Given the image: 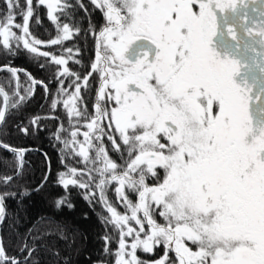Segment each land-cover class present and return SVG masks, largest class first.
Masks as SVG:
<instances>
[{"label":"snow or ice","instance_id":"6c2138e0","mask_svg":"<svg viewBox=\"0 0 264 264\" xmlns=\"http://www.w3.org/2000/svg\"><path fill=\"white\" fill-rule=\"evenodd\" d=\"M90 3L104 23L97 31L89 19L95 57L83 76L68 67L70 61L80 63L78 49L56 55L39 47L62 46L79 34V27L61 22L72 7L68 0H38L36 6H45L56 25V37L47 42L30 32L33 0H4L0 48L15 54L22 47L58 66L61 87L51 108L63 105L71 129L61 125L55 133L66 169L56 183L65 192L83 190L90 205H100V222L111 226L103 237L109 259L97 264H264V0ZM79 6L90 17L82 2ZM17 15L23 23L16 22ZM0 71L16 81L11 95L0 86V124L10 109L34 96L37 85L50 92L31 73L25 71L24 86L22 70L5 65ZM93 74L98 85L89 114L82 89L89 88ZM39 122L40 117L30 121L37 127ZM105 137L120 163L110 156ZM0 148L13 154L20 175L27 150L3 142ZM70 156L83 167L68 163ZM13 195L0 194V221L5 197ZM65 204L73 207L67 197L55 200L58 208ZM161 246L163 255L155 260L138 255H154ZM27 251L31 256L33 250ZM0 264H20L2 240Z\"/></svg>","mask_w":264,"mask_h":264},{"label":"trees","instance_id":"16d2710c","mask_svg":"<svg viewBox=\"0 0 264 264\" xmlns=\"http://www.w3.org/2000/svg\"><path fill=\"white\" fill-rule=\"evenodd\" d=\"M81 2L91 13L90 17L79 6ZM20 3L23 4L24 0H20ZM37 3V0H33L35 13L41 14L40 21L30 22V32L43 35L48 32L49 27L50 32H53L54 24L46 19L44 12L40 11L41 6H36ZM68 3L72 7L66 10L67 15L61 17V22L74 24L80 28L79 34L65 42L66 48H73L74 52L79 50V55L75 56V59L80 63L70 61L68 67L83 76L90 70L93 55V35L89 29V19L97 31L104 23V19L101 12L94 9L90 0H68ZM6 11L4 0H0V16ZM7 55L8 52L0 48V66L6 63V59H11ZM7 64L12 67L10 61ZM0 75L10 88L8 84L11 80L10 73L0 71ZM93 77L94 74L90 78L89 88L86 91L82 89L89 114L92 112L96 85ZM37 107V104L21 105L18 109H10L5 121L0 125V142L27 150L24 154L22 173L16 175L15 157L6 149L0 148V177L14 176L8 185L0 182V194L15 193L13 196L5 197L6 212L0 227V240L7 254L16 257L20 264H97L101 257L107 260L109 257L103 254L105 243L103 237L106 231L105 225L100 222V205H90L83 198L80 189L70 187L65 192L50 180L53 168L57 166L58 155L53 153L49 154V157L45 146L48 144V134H55L52 131L55 128V121L53 119L41 121L39 124H45L44 128L34 133H31V130L27 134L20 131L21 127H28L27 121ZM82 123L81 121V125ZM65 128L71 129L67 115ZM104 143L108 147L109 141L106 138ZM76 161L77 157L70 156L67 159L73 166ZM46 175L48 179L45 182ZM60 197H67L73 207L69 208L67 204L56 207L55 200ZM22 248L24 251H21ZM28 249L33 250L31 256H28ZM25 257L28 259L25 260Z\"/></svg>","mask_w":264,"mask_h":264},{"label":"flooded vegetation","instance_id":"af4514ba","mask_svg":"<svg viewBox=\"0 0 264 264\" xmlns=\"http://www.w3.org/2000/svg\"><path fill=\"white\" fill-rule=\"evenodd\" d=\"M37 2H38V0H37ZM40 6H41L42 10H40V9L39 10L44 12V15H45L46 19H48L47 8L45 6H43V5H40ZM40 15L41 14L35 13V11H34L33 17L30 18L29 26H30V22L31 21L39 22L40 21ZM48 21L50 23L52 22L49 19H48ZM16 22L17 23H23L22 17L17 15V21ZM54 26L52 25V31L53 32H50L51 27H49L47 29L48 32L44 33L43 35H35L33 33L32 34L36 38L47 42V41L55 38L56 35H57L56 25L54 24ZM65 42L63 43L62 46L61 45H53V46H39V47H40L41 51H48L50 53H54L56 55H60L63 52V49L66 48L65 47V45H66ZM7 56H9L11 59L10 60L6 59V63L1 65V66L8 65L7 62L10 61L12 63V67L13 68H16L18 70H22V71L19 72V79H20L21 85L26 86L27 83H29L27 81V77L25 76V71H26L27 73H31V75L34 78H36L37 80L44 81L48 85V88L50 90L49 94L46 95V93L44 91V88L42 86H40V85H37L35 87L34 96H32L31 99L27 100L23 104V105H27V106H33L35 104L38 105L36 111L31 113V115L29 117V121H27L28 122V129L31 130V133L32 132L34 133L36 130L37 131L42 130L44 128V125H45V124H39L38 127L32 125L30 123V121L34 117H40V122L44 121V120L53 119L55 121V124H54L55 128L52 131L55 132V133H56V129L58 127H60L61 125L65 128L66 127V112H65V109L63 108V105L60 104L55 111H53L52 108H51L52 99H53V97L59 98L57 90H58L59 87H61L58 84V82H57V80L55 78L58 66H56L54 64H50L46 58L39 57L36 54L29 53L27 50H24L22 47L20 48V50L16 51L15 54L8 53ZM94 57H95V41H94V38H93L92 61H93ZM41 65H43V67H41ZM93 78H95V80H96L95 81L96 85H95V89H94V95H93L92 103H94L95 92H96V88H97V85H98V77L94 74ZM65 83L67 84V81ZM8 84L10 85V88L8 87L7 84H5L4 78L0 75V86L4 87L6 90H8L9 91L8 93L11 95L13 93V91L15 90L16 81L11 77V80L8 81ZM21 94H23V90L22 89H21ZM0 106H2V98H1ZM91 111L93 112V104H92V107H91ZM105 123H107V122H105ZM82 125H83V123H82ZM56 126H57V128H56ZM85 130L86 129L82 126L81 127V132H83ZM62 135H66V134L62 133ZM47 138H48V144L45 146V151L48 153V155L49 154H53V153L55 155L56 154L58 155L57 166H55L53 168V173H52L51 178H50L51 182L57 184L56 181H57L58 172L66 171V169L64 168V165L61 163V158L63 156L62 149L64 148V146H63V144H60L56 140L55 134L51 135V133H49ZM79 138L81 140L83 139L82 136L79 137ZM107 148L108 149L110 148L109 149V153H111L110 156H112V158L116 159L117 162L120 163L121 161L119 160V154L111 149L110 141H109V145H108ZM110 150L113 151V152H111ZM124 155L126 156L127 154L124 153ZM49 157H50V155H49ZM54 158H56V157H54ZM78 159L79 158L77 157V160ZM50 166H51V164H50ZM74 166L75 167H83L82 164H77L76 162H75ZM146 182L149 183V184L153 183L152 177H150V175L146 179ZM114 187H115V185H110L109 186L108 195H109V197H112L115 200L116 197H115ZM62 190L65 191L63 188H62ZM80 191H81V194L83 195V190L80 189ZM129 195H130L131 199L135 200V195L134 194L130 193ZM93 206H96V204L93 205ZM157 220L159 222H161V223L163 222L162 218H160L158 216V214H157ZM110 228H111V226H107V227L104 226V231H106V233H107V232H109ZM110 245H114L113 244V240H112ZM163 251H164V249L161 246V247L156 249L154 255H148V254H144L142 252H138V255L142 259H145V260H155L156 258H159L161 255H163Z\"/></svg>","mask_w":264,"mask_h":264},{"label":"rangeland","instance_id":"374dc122","mask_svg":"<svg viewBox=\"0 0 264 264\" xmlns=\"http://www.w3.org/2000/svg\"><path fill=\"white\" fill-rule=\"evenodd\" d=\"M93 155H94V153H93ZM119 163V162H118ZM113 202H115V200H114V198H112V197H109ZM133 202H135V200H133ZM118 207H120V206H118ZM120 210L121 211H123V208L122 207H120ZM101 211H102V209H101V207L99 206V212H100V214H101ZM117 239H118V237H115L114 236V238H113V244L114 245H112V247H111V249H113V250H115L116 249V247H117ZM157 259V258H156Z\"/></svg>","mask_w":264,"mask_h":264},{"label":"water","instance_id":"95a60500","mask_svg":"<svg viewBox=\"0 0 264 264\" xmlns=\"http://www.w3.org/2000/svg\"><path fill=\"white\" fill-rule=\"evenodd\" d=\"M2 106H3V104H2ZM0 125H1V124H0ZM5 212H6V208H5ZM2 222H3V221H0V227H1V225H2Z\"/></svg>","mask_w":264,"mask_h":264}]
</instances>
